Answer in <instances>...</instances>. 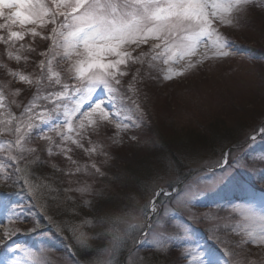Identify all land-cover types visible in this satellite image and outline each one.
<instances>
[{"label":"rangeland","instance_id":"rangeland-1","mask_svg":"<svg viewBox=\"0 0 264 264\" xmlns=\"http://www.w3.org/2000/svg\"><path fill=\"white\" fill-rule=\"evenodd\" d=\"M256 3H264V0H256ZM6 11L9 14L16 9L6 8ZM3 18H6L5 13L0 16V24H6V21L1 20ZM48 18L50 20V14L42 20L32 18L23 24L18 21L9 31L23 34L22 39L14 40L10 45L19 47V55L13 53L12 56L10 48L2 51L4 56L15 60L18 56L28 66H34L22 73V70L17 69L16 61L11 60L7 63L9 72L5 69L0 72V84L3 81L4 85V90L0 88V96L19 101L14 106L16 110L27 105L33 110L34 116L23 130L26 138L31 136L30 141L21 143L22 135L19 133V144L16 143L17 139L12 141L15 137L12 135L15 133L12 122L0 119V184L16 183V172L12 178L9 177V172L13 170L12 161L21 159L17 167L21 170L22 165V170L26 171L25 167L30 166L28 163L39 159L34 155L39 140L34 138L43 136L36 133L39 127L37 123L47 122L52 127L57 118L55 112L42 111L41 103L37 107L34 102H28L32 94V80H41L36 69L40 66L39 57L50 56L51 50L43 52L35 47L21 46L22 43L30 44L36 38L30 26L40 25V21L42 24L47 23ZM66 31L68 33L71 29L66 28ZM218 31L222 38L230 42V47L225 49L229 51V56L223 59L215 58L216 50L207 39L196 42L191 55H184L175 47L166 50L162 41L152 38L149 39L151 42L141 43L140 46L149 47L152 53L143 49L141 52L146 55L140 60L128 61L126 70L131 75L123 85L124 93L121 88L109 92L103 86L95 87L91 94L88 92V73L82 80L76 78L75 65L78 61H87L82 45H77L75 56L65 55L66 47L58 54L74 67L76 76L73 80L82 83V91L71 92L68 87L62 90L64 77L54 58H51L49 78L60 81L61 92L57 101L72 99L74 102L71 105L65 103L62 112L69 116L71 123L75 117L77 120L72 125L64 123L68 132L54 129V140L51 139L53 142L58 141L54 153L59 152L64 159L62 166L68 176L59 174L57 178L61 186L58 187L63 192L60 197L56 193L52 195L51 189L48 185H42L41 180L37 184L43 187H34L27 173V177L23 176L27 180L22 185L28 189L25 194L30 193L33 201L30 202L31 197L25 198L19 194L12 201L0 198V241L4 240L0 243V249L6 248L0 264H148L146 258H151L153 264H183L187 257L180 252L188 249L202 253V259L211 261V264H264V183L255 190L250 189L253 181L264 176V166L258 167L251 159L253 155L264 151V136H260L261 129H264V10L253 9L245 22L238 25L226 23L220 25ZM2 32L0 29V35L4 37ZM190 35V32H184L181 37ZM184 43L189 41L185 40ZM153 44L160 46L153 49ZM126 46H122L125 51ZM128 52L133 57L141 53H135L133 49ZM102 59L107 63L109 58ZM191 62H197L196 67L189 68ZM53 64L55 67L51 72ZM150 69L154 75L148 72ZM92 71L98 74V70ZM21 76L27 77V80L21 81ZM132 76L136 79L132 80ZM168 76L172 78L165 79ZM133 84L136 85L133 87ZM47 89L48 86L43 91ZM136 92H139L137 97ZM102 98L108 106V117L105 120L96 114L97 127L96 124L88 123L85 114L91 111L90 105L95 100ZM157 122L160 128L166 126L175 133L190 131L193 132L192 136L188 137L186 144H174L167 151L156 149L157 142H147V139L155 136L148 132L149 128H155L156 133L161 134L156 128ZM81 124L86 127L81 128ZM73 125H77L74 138L68 136ZM217 126L219 130L221 126L226 129L205 135L211 136L209 139L215 146V150L209 152L208 145L205 147V141L201 139L202 132L211 127L217 129ZM194 132L199 136H194ZM40 133L46 132L41 129ZM213 134L227 136L241 143L256 135L255 144L245 153L232 154L237 166L247 164L248 169L231 167L229 171L230 166L215 168L221 154L232 144L216 142ZM133 136L136 139H132ZM167 139L170 141V138ZM39 144L44 150L45 145L42 142ZM14 146L19 151L17 158ZM179 146L188 147L187 151H177L182 149ZM173 151L178 160L174 164L173 157L169 156ZM165 158H169L171 165L167 171L161 162ZM33 166L32 163L30 170ZM128 169L134 172L140 170L142 179L150 177L142 180L140 187L131 186L123 176ZM221 176L224 177L222 182L214 185V180ZM140 179L134 176L136 184ZM120 184H125L123 187L129 185L127 191H122L126 206L104 208L99 217L102 220L99 219L95 228L86 215V212H90L88 206L92 204L96 207L100 204L98 198L114 193ZM188 185L202 190L201 195L193 201L194 207H185L178 199L171 202ZM171 187V191L165 190ZM44 192L47 195H43ZM161 193L163 199L157 203L156 197ZM153 203L162 208L159 214L151 211ZM50 205L57 212L58 219L45 213V208H50ZM69 208L75 213L71 215ZM121 208H126V213L113 216L112 222L106 219V213ZM41 216L45 217L41 219ZM201 217L205 219L201 221ZM145 224H149L151 231L145 230L141 235L140 229ZM53 231L57 232L59 238ZM235 239L241 243L230 254L232 250L226 245H232ZM125 240L127 243H123ZM220 240L223 243H219ZM242 242L248 244L246 248L242 247ZM161 244L170 247L169 254L151 255V250ZM255 246L263 249L257 250L259 248ZM68 248L71 249V255ZM11 250L15 253H11Z\"/></svg>","mask_w":264,"mask_h":264},{"label":"snow or ice","instance_id":"snow-or-ice-1","mask_svg":"<svg viewBox=\"0 0 264 264\" xmlns=\"http://www.w3.org/2000/svg\"><path fill=\"white\" fill-rule=\"evenodd\" d=\"M53 4L59 11H52L51 6L46 9L38 0L36 2L34 0H0V8L16 9L5 18L11 22V25H15L18 21L23 24L31 21L32 18L42 20L50 14V23L54 25L52 28L53 39L57 33L55 25L59 22V18H63V27L71 29L64 37L65 55L71 57L70 50L76 49L77 45L83 46L87 61H78L75 65L76 78L82 80L85 78V73H88V92L90 94L95 87L103 86L109 92L123 87L127 77L131 75L126 70L128 61L140 60L142 56L146 55L141 52L138 56L133 57L131 52L123 49L124 45L135 44L139 48L141 43H148L152 38L162 41L166 50L175 47L180 50V53L191 55L195 50V43L201 39H207L216 50L215 58L223 59L229 56V51H225V49L230 47V42L222 38L218 31L219 26L226 23L228 25L241 24L248 19L249 13L253 9L264 10V3L257 4L256 0H53ZM2 15L3 13H0V16ZM5 27L8 25L0 24V29ZM184 32H190L191 35L181 37ZM32 34L38 35L35 31ZM22 38L23 34L18 31H9L7 38L0 36V40H4L6 44ZM185 40L189 43L185 44ZM159 46L152 45L153 49ZM103 57L109 58L107 63L103 62ZM202 62L199 61V63ZM196 65L197 62H191L188 67L193 68ZM94 69L98 70V74L97 71H92ZM171 78L170 76L165 77V79ZM20 79L25 81L27 77L21 76ZM135 79L136 77L132 76V80ZM56 83L59 84L60 81L57 80ZM52 95L59 96L60 93L53 92ZM90 107L91 111L85 114L88 117V123L96 124L98 127L96 114L99 118L106 120L108 106L102 98L95 100ZM85 127L84 124H81V128ZM16 131L19 132L20 129L17 128ZM260 136H264V129H261ZM132 139L136 138L133 136ZM256 139L257 136L253 135L242 143L234 142L232 147L221 154L215 168L230 166L229 171L231 167L248 169L247 164L237 166L232 154L233 152L245 153L255 144ZM16 143L19 144L20 141L17 140ZM251 159L264 166V151L253 155ZM161 162L165 171L169 170L171 167L169 158H165ZM174 163L175 161L172 160V164ZM223 179V176L217 177L214 180V185L222 182ZM201 192L199 187L188 185L180 190L179 195L171 202L178 199L183 206L191 208L194 207L193 201L201 195ZM131 199L130 197V201ZM156 199H159V195ZM172 206L175 207V204L173 203ZM161 210L162 208L157 207L156 203L152 204L151 211L154 214H159ZM122 213H126V208L118 209L110 214L106 213L105 216L109 222H112L113 216ZM200 219L203 221L205 217ZM61 230L66 231L64 228ZM145 230L151 231L149 224H145L144 228L140 229L141 235ZM226 234L229 239H232L230 234ZM6 238H10V236ZM123 243H127V241L125 240ZM219 243H223V240H220ZM240 243L239 239H235L232 245H226L232 250L230 254L234 253L235 247ZM169 251L170 247H164L161 244L160 247L151 250V255L153 253L168 255ZM180 254L187 257L183 264H211V261H204L203 254L198 253L195 249H188ZM146 259L148 264H153L151 258Z\"/></svg>","mask_w":264,"mask_h":264},{"label":"trees","instance_id":"trees-1","mask_svg":"<svg viewBox=\"0 0 264 264\" xmlns=\"http://www.w3.org/2000/svg\"><path fill=\"white\" fill-rule=\"evenodd\" d=\"M1 20L5 21V18H3ZM59 22H60V20H59ZM58 26H59V23H58ZM44 29H41V32H38V31L36 32V33H38V35H35L36 38H34V41H30V44L29 43H22L21 46L22 47H24V46L35 47V49H41L43 52H46V50H51V52L53 53V47H52L53 41H54V45H56V43L58 41V35L56 33L54 40L49 39V37L47 36V30L50 28L45 26ZM2 30H3L2 33L4 34V37L7 38V34L9 32V26L5 27ZM11 44H12V42L6 44L4 42V40H0V72H2L3 69H5L6 72L8 71V69L10 67L7 66V63L10 62L11 60L16 61L17 65L19 67L17 69L22 70L23 71L22 73L27 72L31 67H34V66H28L24 60L23 61H21L20 59L15 60L12 57H8L6 55L4 56L2 54V51H4V49H9V48L12 52V56H13V53H16L17 55H19V52H20L19 47L16 44L13 46H10ZM51 52H50L51 57L47 53H46L47 57H39L38 61L40 62V66H37L38 68L36 67V69H37V76L41 77V80H39V79L38 80L37 79L32 80V82H31L32 94L30 95L31 98L28 101L29 103L34 102L35 104L38 105L37 107H39V103H41L42 104V108H41L42 111L47 110L48 112L53 111V109L55 107V102L57 101V96H53L52 93L53 92L59 93V91H60L59 90L60 84L56 83L57 80L55 78H54V80L49 78V76H50L49 72H50V68H51L49 61L51 60L53 55L55 58L56 48L54 47V54H52ZM8 54H10V53H8ZM9 65H13V64L9 63ZM1 78H2V75L0 73V80H1ZM65 80H66V78L64 77L63 82ZM1 83L3 84V81ZM2 84H0V88L2 90H4V87H3L4 85H2ZM134 85H136V84H133V87H134ZM47 86H48V89L44 92L43 90ZM128 88H130V87H128ZM62 89H63V86H62ZM123 91H125V90L123 87H121V92L124 93ZM138 93L139 92H136V94H135L136 97H137ZM0 99H1V103H2V107L0 108V119H1V117H3L4 122H7V121L12 122V128H13V131L15 132L12 134L11 128L9 129L10 135L12 134L13 136H15L12 138V140L13 139L19 140V133H21V135H22L21 136V143H26V142H28V140L30 141L31 136L26 138L25 132L23 130H25V127L27 126V124L29 122H31V120L33 119V116H34L33 110L30 107H28L27 105H25V108H23L21 110H18V109L16 110L14 106L19 101H15V102H14V100L11 101V98L9 96H7V97L0 96ZM133 99H134V97L131 98V100H133ZM39 110L40 109L38 108V112H39ZM148 113L150 115L149 111H148ZM22 114H23V116L21 117ZM149 119L153 120V118H149ZM223 123H226V122H223ZM223 123H222V126H225V124H223ZM22 124L25 126L23 127ZM157 124H158V122L156 123V128L159 129L161 134H159V133L157 134L155 128H153V129L149 128L148 132L149 133L152 132L153 135H155V136L147 139V142H149L151 140L157 142L156 149L162 148V149H165V151H167L169 149V147H171L174 144H176V145H180V143L186 144L185 142H188V137H191L192 133H193L190 131L189 132L185 131L184 133L183 132H176L175 133L170 128H168L166 126H163L160 128V126H157ZM37 125H40V123H37ZM222 126L220 127V130L217 126V129H216V127L215 128L211 127V128H209V130H204L202 132L203 137L201 139L205 141L204 142L205 147L207 145L209 146V147L207 146V149L209 152L215 150V146H214V144H212V139H209L211 136L206 137L205 135L208 136L209 132L215 133V131H217V130H219V131L225 130L226 127H222ZM17 128L20 129L19 132L16 131ZM41 129L42 128L38 127L36 130V133L40 136H43V137L34 138V140H37V139L39 140V142H37L38 145L36 146L37 152L34 151V153L36 152L34 154L36 157L35 156L34 157L35 158L39 157V159H37V160L34 159V161L32 162L34 164L33 168L30 170V167L32 166V163L30 162V163H28V165H30V166L25 167L26 171L22 170V167H23L22 165H20L21 166V170H20V168H18V167H19V163H20L21 159H19L18 162L12 161V169L13 170L11 172H9V177L11 176V178H12L13 174H15V172H16V175L18 174L17 178H16V183L14 185L2 184V183L0 184V195L8 197V199L11 201L14 198L18 197V192L21 196H23L25 198L31 197L30 193L25 194L24 189L22 187V183H24V180H27V178L24 179L23 176L27 177V173L30 174V180L33 182L34 187H36V188L43 187V186H38V184H37V182L42 181L43 184L42 183H40V184H42L44 186L48 185L47 187L49 189H51L50 193H52V195H54V193H56V196H59V197L61 195H63V192L61 191L62 189L59 188V187H61L60 181L57 178L59 177V174H61V175L65 174L67 176H68V174H66L67 170L64 169L62 166V165H64V163H63L64 159H62V157H60L59 152L54 153L55 143L57 142V144H58L57 140H55L54 142L51 140V139L54 140L55 130H54V128H51V130H48V133L41 134L40 133ZM76 130L77 129L71 131V133L68 134V136L71 135L73 137L75 134L74 132ZM219 135L220 134H217V135L213 134L214 138H216V142H218V143H222V142L224 143L225 142L224 144H226L228 142H231V144L233 145V143L235 142L232 138H229L227 136L220 137ZM194 136H199V135L195 134V132H194ZM76 137H77V135H76ZM167 138H170L169 139L170 141H168ZM41 142L43 145H45L44 150H43V147H40L41 144H39V143H41ZM179 147H181V146H179ZM176 148H178V147H176ZM181 148H182L181 150H177V151L186 152L188 147L182 146ZM173 152H171L170 154H172ZM175 153L176 152H174L172 155H169V156L173 157V160L176 162L178 160H177V156ZM167 154H168V152H167ZM15 163H17V165H14ZM140 163H141V161H140ZM137 165H138V163L136 164V166ZM15 167H16V169H15ZM180 167H181V165H180ZM27 170H29V171H27ZM180 171H182V170H180ZM139 172H140V170H137L136 172H134V171H130V169H128V171L123 176H124V178H126L129 181V185L135 186V187H137V186L140 187V186H142L143 181L148 179L150 177V175L147 178L144 177V179H142L143 177H141V175H139ZM134 176H138L141 178L138 181L139 185H138V183L136 184V181L134 180ZM141 181H142V183H141ZM55 185L57 186V188ZM124 185L125 184H120L119 185L120 187L118 186L114 190L115 191L114 193H107L108 196L104 195V197L98 198L97 201L100 204H98L96 207H93L92 204L88 206V211H90V212H86V215H87V218L91 219L93 226L95 228H97V225L99 224V219L102 220V218H99V217H100L102 210L104 211V208L111 207L112 209H114L115 207L120 206V205L126 206L127 201H125V194L122 191L124 189L127 191L129 185L123 187ZM47 187H46V189L48 192ZM43 195H47V193L44 192ZM42 198H43V196H42ZM161 198H162V196L159 197L158 202L161 201ZM33 200L34 199L31 197L30 202ZM51 203H49V204H51ZM66 207L68 208V206H66ZM78 208L81 211L84 210V208H80V207H78ZM100 208H101V211H100ZM45 211H46L45 213L48 214L51 218H53V219L57 218L58 219L57 212L53 211V209L51 208V205H50V208L46 207ZM69 211L71 212L72 210H70V208H69ZM74 213L75 212H71L70 214L72 215ZM42 217H45V216H41V219H42Z\"/></svg>","mask_w":264,"mask_h":264}]
</instances>
